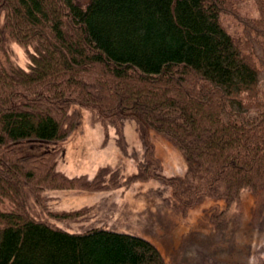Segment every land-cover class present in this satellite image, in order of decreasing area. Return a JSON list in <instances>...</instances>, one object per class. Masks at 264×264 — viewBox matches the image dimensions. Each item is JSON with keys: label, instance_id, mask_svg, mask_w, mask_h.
<instances>
[{"label": "trees", "instance_id": "1", "mask_svg": "<svg viewBox=\"0 0 264 264\" xmlns=\"http://www.w3.org/2000/svg\"><path fill=\"white\" fill-rule=\"evenodd\" d=\"M246 1L0 0V264H166L141 235L55 224L46 215L82 208L53 210L48 190L154 180L183 212L205 198L226 208L245 190L263 194L264 0H251L257 15L240 12ZM12 41L29 48L27 66L9 59ZM76 105L112 124L123 151L124 119L135 122L143 157L121 183L106 167L66 174L57 150L23 151L66 140ZM156 136L183 158V175L164 171Z\"/></svg>", "mask_w": 264, "mask_h": 264}, {"label": "rangeland", "instance_id": "2", "mask_svg": "<svg viewBox=\"0 0 264 264\" xmlns=\"http://www.w3.org/2000/svg\"><path fill=\"white\" fill-rule=\"evenodd\" d=\"M85 5L88 0H79ZM241 13L257 15L254 3L246 1ZM221 21L230 32L240 30L237 19L222 14ZM29 49V48H28ZM12 41L7 45L9 59L25 67L28 50ZM77 124L72 134L61 141L45 140L24 147L25 152L57 150L56 168L68 175L93 176L101 167L105 176L121 183L138 170L143 149L136 124L124 119L125 150L118 144L115 127H105L85 108L76 105ZM156 153L166 173L183 175L186 163L166 140L154 138ZM154 180L135 182L122 190L86 191L52 189L47 194L53 210L82 208L75 217L46 215L69 230H84L103 225L117 231L141 235L161 251L166 264H262L264 261V192L253 196L244 191L237 203L224 208V202L205 198L185 212L172 207L168 190L157 188ZM158 189V190H157ZM37 209V208H36Z\"/></svg>", "mask_w": 264, "mask_h": 264}]
</instances>
